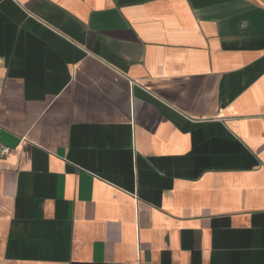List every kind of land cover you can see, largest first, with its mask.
I'll return each mask as SVG.
<instances>
[{
  "label": "crops",
  "instance_id": "1",
  "mask_svg": "<svg viewBox=\"0 0 264 264\" xmlns=\"http://www.w3.org/2000/svg\"><path fill=\"white\" fill-rule=\"evenodd\" d=\"M0 264H264V0H0Z\"/></svg>",
  "mask_w": 264,
  "mask_h": 264
},
{
  "label": "built area",
  "instance_id": "2",
  "mask_svg": "<svg viewBox=\"0 0 264 264\" xmlns=\"http://www.w3.org/2000/svg\"><path fill=\"white\" fill-rule=\"evenodd\" d=\"M9 151L10 150L8 148L0 144V157L8 155Z\"/></svg>",
  "mask_w": 264,
  "mask_h": 264
}]
</instances>
